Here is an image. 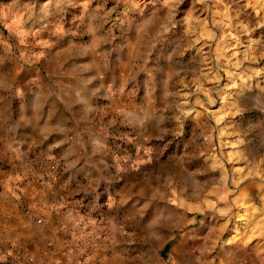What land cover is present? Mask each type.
Segmentation results:
<instances>
[{
  "label": "rangeland",
  "instance_id": "obj_1",
  "mask_svg": "<svg viewBox=\"0 0 264 264\" xmlns=\"http://www.w3.org/2000/svg\"><path fill=\"white\" fill-rule=\"evenodd\" d=\"M98 73L100 95L83 78ZM70 85L68 102L29 111L35 92ZM0 90V155H54L24 184L40 181V206L44 180L64 188L69 130L71 155H114L124 171L120 185L50 194L47 229L76 218L57 264H264V0H0ZM50 109L69 128L36 144ZM24 114L36 125L9 132ZM131 168L134 198L109 204Z\"/></svg>",
  "mask_w": 264,
  "mask_h": 264
},
{
  "label": "crops",
  "instance_id": "obj_2",
  "mask_svg": "<svg viewBox=\"0 0 264 264\" xmlns=\"http://www.w3.org/2000/svg\"><path fill=\"white\" fill-rule=\"evenodd\" d=\"M88 69L91 68H87V72ZM84 75L83 78L86 77L89 82L87 84L89 90H95L100 95L107 88V84H96L97 81L103 82L101 74H95L93 77L88 74ZM93 80L96 82H93ZM72 88L73 86L70 85L66 98L65 93L62 94L55 90V92L48 90L47 93L35 92L29 100V111L31 113L35 112L38 107H44V103L47 104L46 107H50L57 95L63 97L62 104L68 102L73 96ZM1 95L0 90V100L2 99ZM87 104V101L80 98L79 102L75 103V106L78 105L82 111H89L88 108L83 107L87 106ZM24 115L18 122L12 123L9 127V132L20 129L22 125L28 124L30 120H32V124L36 123L35 115L30 118L26 114ZM59 120L53 116L52 109L47 110L45 115L38 120L37 125L35 124L36 130L35 127L33 128L31 136L38 134L34 142L36 144L39 142L40 135L45 140L53 137V130L50 129L51 124L58 125L64 130L69 128L68 124H63ZM67 120L70 121L69 118ZM66 135L69 137L67 142L69 149L64 146L65 155H58L60 161L66 167L62 175L64 188H53L50 178L47 181L44 180L45 185L48 184V187L44 186L47 188V197L45 202H43L44 206H40L38 202L41 192H43V189L40 188V181L38 180L39 183L33 184L31 187L24 184L26 181H33L34 176L38 177L40 173L43 174V164L48 163L49 158L54 155H0V264H57L56 261L59 256H61V259H65L67 255L71 254L76 241L77 234L71 230V225L76 218L71 215L63 218L60 215L56 218L52 216L53 220L47 229L48 221L50 220L48 214L55 206V203L50 201L53 197L50 194H55L57 191L68 197L73 196L76 192L92 191L93 189L96 191L100 186L109 182L114 185H120L123 181H119L124 171L119 165L118 158L114 157V155H71L70 144L74 134L69 130ZM24 142L29 143V137H23L17 143L19 144V150ZM163 163L164 165L162 166ZM158 168H164L168 173L178 170L179 155L168 156ZM30 169H34L33 172L37 171V174L33 175ZM39 170L40 173L38 172ZM126 172L123 185L119 189H116L115 186L112 192H109L107 200L109 204L113 200L120 202V208L130 198H134L138 184L132 178L133 169H127ZM157 183L152 182L150 186L157 185ZM30 194L34 196L28 200L27 197H30ZM32 215L44 218V224H38ZM56 222V225L63 223L66 226L64 231L58 230V233H61L62 243L58 242L59 238L57 239L56 237Z\"/></svg>",
  "mask_w": 264,
  "mask_h": 264
},
{
  "label": "built area",
  "instance_id": "obj_3",
  "mask_svg": "<svg viewBox=\"0 0 264 264\" xmlns=\"http://www.w3.org/2000/svg\"><path fill=\"white\" fill-rule=\"evenodd\" d=\"M181 137H182V134H179V133H177V134L174 135V138L177 139V140L180 139ZM40 220L41 219H39V221Z\"/></svg>",
  "mask_w": 264,
  "mask_h": 264
},
{
  "label": "trees",
  "instance_id": "obj_4",
  "mask_svg": "<svg viewBox=\"0 0 264 264\" xmlns=\"http://www.w3.org/2000/svg\"><path fill=\"white\" fill-rule=\"evenodd\" d=\"M168 246H169V245H168ZM168 246H167V247H168ZM166 249H167V248H166ZM166 249L164 250V252L166 251Z\"/></svg>",
  "mask_w": 264,
  "mask_h": 264
}]
</instances>
